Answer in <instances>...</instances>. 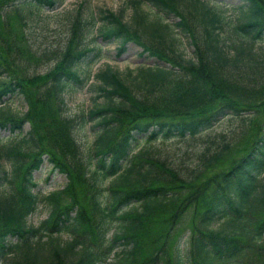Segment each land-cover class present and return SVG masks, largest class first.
Wrapping results in <instances>:
<instances>
[{
    "label": "trees",
    "instance_id": "trees-1",
    "mask_svg": "<svg viewBox=\"0 0 264 264\" xmlns=\"http://www.w3.org/2000/svg\"><path fill=\"white\" fill-rule=\"evenodd\" d=\"M62 2L0 0V102L18 95L26 105L20 115L0 112L10 134L26 126L18 141L0 148L14 184L0 191V264H264V0H237L234 18L206 0H125L128 17L102 7L89 12L81 2L64 12L62 45L35 49L26 40L22 47L50 66L19 73L7 50L16 57L21 36L7 20L26 23L35 10ZM94 27L120 49L132 41L156 64L123 71L105 65L92 75L101 103L87 113L96 135L85 155L63 94L91 78L89 56L99 57L87 41ZM228 115L238 119L233 134L188 169L161 150L131 152L143 135L195 136ZM43 161L65 182L41 195L33 175ZM5 171L0 164V183ZM104 177H111L107 187ZM40 201L49 212L35 226L28 217ZM188 210L184 248L178 226ZM219 219L230 231L209 227ZM61 231L70 238L63 241Z\"/></svg>",
    "mask_w": 264,
    "mask_h": 264
},
{
    "label": "rangeland",
    "instance_id": "rangeland-1",
    "mask_svg": "<svg viewBox=\"0 0 264 264\" xmlns=\"http://www.w3.org/2000/svg\"><path fill=\"white\" fill-rule=\"evenodd\" d=\"M125 0H63L61 5L58 7L48 10L46 8H41L38 11L35 10L31 15V19H27L26 23H23L21 18L16 16L14 19L9 18L7 21L12 28L16 29V32L21 36V38L15 43L19 49L16 50V57L11 55L12 48L10 47L8 51V59L11 62V67L23 73L25 69L26 76H30L33 73L44 72L51 64V60H44L42 62H33L36 60L30 55L24 46L27 42H31L35 49L40 48H56L63 44L68 36V29L66 25V19L63 18L65 11L74 10L82 2L89 12L96 11L97 8L102 7L110 11L116 12L118 10H123L122 13L128 17L130 14V8L123 5ZM209 4L220 10L226 17L232 16L234 18L235 13L232 11L231 5L236 3L237 0H206ZM10 9V7H8ZM144 10L152 13L151 10L146 6H141ZM153 8V7H152ZM154 10V9H153ZM75 11V10H74ZM12 14V13H9ZM13 15V14H12ZM69 15H75V12H71ZM17 19L18 21H16ZM7 31V29H5ZM25 37L22 36V34ZM11 36V34H9ZM19 38V37H18ZM7 40V39H5ZM183 41V47L185 51L190 52V46L187 44V39H181ZM9 41H12L9 40ZM87 41L90 46L99 50V57L92 61L93 57L91 54L89 56V71L91 73V78L89 82L82 87H66L64 90L63 98L65 101V113L67 116L75 119L79 127L77 130V137L81 145V149L85 155L91 153V144L96 135L93 128V121H90L87 117V113L90 108L101 103L100 98L96 97V92L90 89V83L94 81L92 75L103 68L105 65H109L113 69L118 71H123L126 68L131 70H136L140 64L144 65H154L156 60L151 57H147L146 54L140 55L141 48L133 43L132 41H127L123 44V48L120 49V42L116 38H102L98 35L95 27L92 29L87 37ZM20 43L22 45H20ZM264 47V41L260 43ZM2 45L0 48L2 50ZM23 47V48H22ZM15 49V47L13 46ZM26 49V48H25ZM264 49V48H263ZM32 51H34L32 49ZM190 55V54H188ZM15 60H13L11 57ZM0 57V64L2 63ZM16 59L19 60L20 64L18 67H23L19 69L16 67ZM5 70V69H4ZM27 70V71H26ZM26 109L25 102L18 95H13L11 97L4 98L0 102V112L10 113V114H22ZM83 120V122L81 121ZM238 119L228 115L219 120L211 129L206 132H202L195 136H186L185 138H168L164 139L156 138L152 141H147L146 136L139 137L135 145L132 147L131 152L136 153L144 151L146 149H152L154 152L161 150L168 158H173L175 163L181 169L182 167H191L197 159L198 154L201 151H210L212 147L217 146L224 140H228L236 129ZM26 130V126H23L21 130H16L11 133L9 130L0 127V148L7 147L18 141ZM92 154V153H91ZM92 164L90 167L94 166L95 158L91 159ZM0 164L4 170H6V179L0 183V191L7 192L9 189L12 190V184L8 181L11 164L9 160L2 156L0 159ZM185 171V169H183ZM36 181L35 190H39L40 194H46L48 191L54 189H61L63 183L65 182V176L58 171H52L51 167L46 163L42 162L41 167L36 170L33 175ZM102 187H107L111 183V177L99 178ZM49 206L44 202L40 201L36 206V209L28 217V222L32 225H39L48 215ZM193 215L192 210H188L186 216L179 223L178 236L180 237V245L182 247L189 246V233L191 228V216ZM209 227L218 231H230V228L226 227V222L222 219L215 220L209 224ZM110 232L108 233V235ZM60 238L63 241L68 240L69 235L67 232L62 231L60 233ZM264 240V235L262 236Z\"/></svg>",
    "mask_w": 264,
    "mask_h": 264
}]
</instances>
